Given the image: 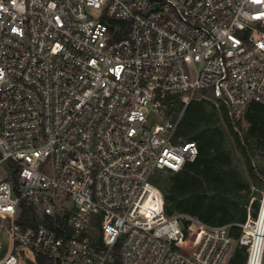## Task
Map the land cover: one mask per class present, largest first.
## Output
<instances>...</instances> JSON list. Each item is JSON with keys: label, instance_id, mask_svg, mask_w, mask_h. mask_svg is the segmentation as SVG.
<instances>
[{"label": "built area", "instance_id": "built-area-1", "mask_svg": "<svg viewBox=\"0 0 264 264\" xmlns=\"http://www.w3.org/2000/svg\"><path fill=\"white\" fill-rule=\"evenodd\" d=\"M201 90L249 138L264 0H0V264L26 250L49 264H113L115 251L119 264H229L231 224L168 215L154 182L198 154L165 98L186 107ZM237 225L244 264H264V181Z\"/></svg>", "mask_w": 264, "mask_h": 264}, {"label": "trees", "instance_id": "trees-1", "mask_svg": "<svg viewBox=\"0 0 264 264\" xmlns=\"http://www.w3.org/2000/svg\"><path fill=\"white\" fill-rule=\"evenodd\" d=\"M206 90H201L202 94ZM164 102L166 115L181 117L177 127L178 137L194 141L198 154L187 161L172 181L155 178L154 182L164 198L168 215L187 214L211 225L231 224L234 239L229 264H244L245 249L236 242L242 223L249 212L255 215L260 190L264 181V164L254 157V150L264 147V139H249L240 132L228 107L204 96L192 100L186 107L176 96ZM245 130L255 138L264 131V110L257 102L251 103L242 121ZM7 178L16 184L17 169L8 161ZM18 222L25 227L34 222L31 209L23 205ZM113 264H119L115 251ZM37 264H49L46 256L34 253Z\"/></svg>", "mask_w": 264, "mask_h": 264}, {"label": "rangeland", "instance_id": "rangeland-1", "mask_svg": "<svg viewBox=\"0 0 264 264\" xmlns=\"http://www.w3.org/2000/svg\"><path fill=\"white\" fill-rule=\"evenodd\" d=\"M206 98H210L213 102H219L214 96L211 94L209 90L203 92ZM5 221L0 220V241L6 240L5 235ZM20 252V251H19ZM17 263L16 264H37L34 259V253L30 250H26L24 253H18Z\"/></svg>", "mask_w": 264, "mask_h": 264}, {"label": "crops", "instance_id": "crops-1", "mask_svg": "<svg viewBox=\"0 0 264 264\" xmlns=\"http://www.w3.org/2000/svg\"><path fill=\"white\" fill-rule=\"evenodd\" d=\"M247 136L249 138H255L253 136H251L248 132H247ZM264 137V131H263V136L260 138L262 139ZM254 157L257 160V162L259 161L260 163L264 164V147H258V149L254 150Z\"/></svg>", "mask_w": 264, "mask_h": 264}, {"label": "water", "instance_id": "water-1", "mask_svg": "<svg viewBox=\"0 0 264 264\" xmlns=\"http://www.w3.org/2000/svg\"><path fill=\"white\" fill-rule=\"evenodd\" d=\"M7 250V242L0 241V259L3 258Z\"/></svg>", "mask_w": 264, "mask_h": 264}]
</instances>
